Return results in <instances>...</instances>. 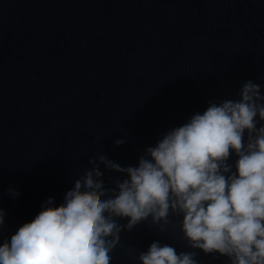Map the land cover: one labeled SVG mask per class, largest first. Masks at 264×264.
Instances as JSON below:
<instances>
[{
    "label": "water",
    "instance_id": "1",
    "mask_svg": "<svg viewBox=\"0 0 264 264\" xmlns=\"http://www.w3.org/2000/svg\"><path fill=\"white\" fill-rule=\"evenodd\" d=\"M247 81L264 94V0H0V243L49 197L61 204L90 157L137 166L209 102L239 99ZM96 163L106 187L126 178ZM181 219L127 229L116 218L110 264H139L154 241L228 264L191 248Z\"/></svg>",
    "mask_w": 264,
    "mask_h": 264
},
{
    "label": "clouds",
    "instance_id": "2",
    "mask_svg": "<svg viewBox=\"0 0 264 264\" xmlns=\"http://www.w3.org/2000/svg\"><path fill=\"white\" fill-rule=\"evenodd\" d=\"M257 117L264 121V94L247 81L239 99L209 102L146 148L137 166L90 157L93 167L61 204L49 197L31 222L0 243V264H110L122 230L116 218H128L123 227L131 229L149 217L167 224L170 214L182 217L179 229L191 248L226 257L228 264H264V124L257 127ZM97 159L126 178L106 187ZM4 215L0 209V225ZM195 256L154 241L137 259L197 264Z\"/></svg>",
    "mask_w": 264,
    "mask_h": 264
}]
</instances>
